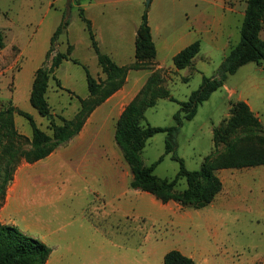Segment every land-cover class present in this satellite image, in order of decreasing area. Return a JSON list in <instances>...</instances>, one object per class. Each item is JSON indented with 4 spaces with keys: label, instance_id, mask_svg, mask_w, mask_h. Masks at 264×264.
I'll return each instance as SVG.
<instances>
[{
    "label": "rangeland",
    "instance_id": "rangeland-1",
    "mask_svg": "<svg viewBox=\"0 0 264 264\" xmlns=\"http://www.w3.org/2000/svg\"><path fill=\"white\" fill-rule=\"evenodd\" d=\"M150 2L142 0L140 7L148 8ZM124 5V20L130 22L138 2ZM65 9V0H0L4 43L0 48V109L13 105L28 112L47 133H51L47 119L28 98L34 69L45 61L50 37L63 15L68 18L69 39L67 32L57 37L47 62L70 42L75 44L70 56L76 62L62 61L53 72L55 78L48 81L46 97L52 113L71 118L79 109L78 98L88 97L85 70L93 76L99 71L92 63L95 55L77 10ZM230 33L236 42L238 29L232 27ZM226 53L227 49L203 42L192 59L193 70L183 68L166 81V71H157L161 84L176 100H186L203 75L215 74ZM163 56L169 65V57ZM184 76L187 81L182 80ZM238 98L248 99L264 130V61L247 62L228 74L223 85L198 105L194 117L183 121L175 137V154L186 168L198 169L213 150L212 129L229 116L230 105ZM178 108L176 101L158 98L145 109L142 122L171 125ZM117 115L99 107L90 123L87 117L79 137L76 134L33 163L21 160L14 171L19 172L18 181L12 182L13 177L8 184L11 191L5 214L25 234L51 248L49 264H163V254L171 249L197 264H264V165L219 170L222 188L204 207L162 203L129 186L131 172L113 138ZM14 124L24 136L21 148H28V121L14 115ZM164 139V132L147 139L140 154L143 164H151L164 153ZM178 168V161L168 153L153 173L171 179ZM184 187V179H179L176 189Z\"/></svg>",
    "mask_w": 264,
    "mask_h": 264
},
{
    "label": "trees",
    "instance_id": "trees-1",
    "mask_svg": "<svg viewBox=\"0 0 264 264\" xmlns=\"http://www.w3.org/2000/svg\"><path fill=\"white\" fill-rule=\"evenodd\" d=\"M81 1L66 0L64 12L72 7L77 10L87 30L97 65L105 77L97 81L85 70L88 97L78 98L77 112L71 118L52 113L46 97L48 81L50 77L55 78L53 72L62 60L71 59L76 62L70 56V43L65 51H55L49 63L47 62L55 40L66 32L68 18L63 15L50 37L45 61L34 71L28 98L38 114L47 119V127L51 133L39 128L28 112L16 106L8 105L0 109V205L21 160L33 163L69 141L79 133L92 110L123 85L129 69L152 67L155 46L147 23V7L142 11L136 30L134 61L128 66H119L99 50ZM263 21L264 0H246L237 43L229 48L215 74L203 75L199 86L191 91L186 100L179 101L170 95L168 89L161 84L157 71L148 76L137 94L124 106L114 126V141L131 172L130 187L148 192L162 203L174 201L180 206L201 208L210 203L222 188L218 170L264 165V130L257 116L243 100L231 103L229 116L212 129L213 150L203 158L198 169L186 168L183 160L175 154L176 134L183 121L194 117L198 105L221 87L226 76L234 73L241 65L251 61H264V39L259 36ZM3 46V36L0 33V48ZM199 49L197 40L182 48L172 58L174 66L177 69L190 66ZM56 82L60 86L58 80ZM158 98H168L179 104L178 110L172 115L173 124L153 126L142 122L145 109L153 106ZM14 115L24 117L31 127L29 146L26 149L20 146V140L24 136L15 128ZM158 132L165 133L164 153L151 164L145 165L140 156L141 151L147 139ZM168 153H172V158L179 163L178 171L171 179L158 177L153 173L155 165ZM179 179L185 181V187L181 190L176 189ZM50 252L51 248L41 240L25 234L13 224L0 222V264H44ZM163 264L197 263L179 250L171 249L164 253Z\"/></svg>",
    "mask_w": 264,
    "mask_h": 264
},
{
    "label": "crops",
    "instance_id": "crops-1",
    "mask_svg": "<svg viewBox=\"0 0 264 264\" xmlns=\"http://www.w3.org/2000/svg\"><path fill=\"white\" fill-rule=\"evenodd\" d=\"M132 1L134 0L81 1L84 14L91 22L99 50L107 54L119 66H128L134 61L136 30L144 8L140 7L142 0H136L138 6L133 9L130 22H125L124 18L127 9L124 4H129ZM190 4L194 8L190 9ZM245 5L246 0H151L147 8V23L155 46V57L152 59V67L129 69L123 85L92 110L88 115V123L92 121L99 107L107 112H118L117 119L124 106L137 94L153 71L161 73L166 71L165 81L181 74V69L183 68L177 69L172 62V58L193 41L197 40L200 46L203 42H206L214 47H220L228 51L238 41L233 43L230 29L236 27L239 31ZM235 21L239 22L238 26H236ZM67 30L66 28L67 39H69V30ZM259 36L264 39V21ZM70 44L72 45V54L75 44L71 42ZM160 54L164 55L163 58L169 57L171 63L166 66ZM92 63L99 68V71L96 69L95 76L90 75L95 79L96 77L103 79V73L97 65L96 56L92 57ZM184 68H189L190 71L193 70L192 60L191 65ZM187 78L188 76H184L182 80L187 81ZM238 100L245 101L251 111L254 112L247 98H238ZM254 114L257 115L256 112ZM81 130L75 138L79 137ZM29 135H31V132ZM73 142L71 141V146L75 144ZM18 173L17 171L14 173L12 182L16 183L18 181L16 178ZM10 188L11 184L7 186L4 202L0 206V221L19 227L16 221L4 212L9 204ZM49 263L50 254L44 264Z\"/></svg>",
    "mask_w": 264,
    "mask_h": 264
}]
</instances>
